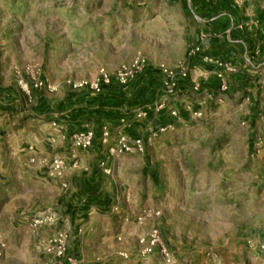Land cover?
I'll use <instances>...</instances> for the list:
<instances>
[{
  "label": "rangeland",
  "instance_id": "374dc122",
  "mask_svg": "<svg viewBox=\"0 0 264 264\" xmlns=\"http://www.w3.org/2000/svg\"><path fill=\"white\" fill-rule=\"evenodd\" d=\"M162 3L0 0V241L13 243L15 219L31 189H20L16 149L6 140L20 135L24 125L26 135L34 131L27 121L38 119L32 110L43 94H98L75 84L94 80L102 69L114 74L139 56L150 66L173 68L188 58L199 14L186 9L164 13ZM250 61L242 69L232 62L227 89H220L219 80L214 91L207 85L209 92L204 91L203 77L199 90L190 86L196 102L167 107L168 122L179 125L174 108L183 124L165 153L151 155L160 171L156 184L142 193L135 188L134 173L120 175L119 195L128 198L131 192L135 201L115 203L114 214L105 217L98 233L121 241L118 234L124 230L138 231V247L116 256L119 264H264L248 240L250 227L264 216V62ZM182 92L188 94L183 89L177 98ZM172 129L162 134H172ZM29 229L34 233L26 231L24 237L32 258L39 249L41 257L46 254L45 264L49 236L35 239L39 230L30 224ZM152 232L159 233L168 256L159 249L141 251L142 238ZM70 236L71 247V231Z\"/></svg>",
  "mask_w": 264,
  "mask_h": 264
},
{
  "label": "crops",
  "instance_id": "0c3cea01",
  "mask_svg": "<svg viewBox=\"0 0 264 264\" xmlns=\"http://www.w3.org/2000/svg\"><path fill=\"white\" fill-rule=\"evenodd\" d=\"M162 4L164 13H181L186 9L199 14L196 16L197 24L193 27L191 37L193 45L203 42L204 48L201 53L190 57L189 63L194 74L197 72L195 67H199L204 73V87L207 85L208 90L214 91L219 84L216 71L221 67L205 62L203 55L210 54L231 61L240 69L245 67L246 62H251V59L264 62V0H256L252 6L259 19V26L254 30L237 27L246 16L245 8L238 6L235 0H163ZM232 30L240 35L232 37ZM216 45L223 47L216 50ZM154 60L157 61V58ZM161 75L160 70L148 66L128 85L113 80L112 83L104 85L98 94L74 93L72 90L62 98L43 94L32 110L34 117L38 119L27 121L34 124L35 132L26 135L24 125L20 135L14 134L6 140L7 146L14 144L16 149L13 158L20 173L17 178L20 189H31L27 203L15 219L17 226H14V241L17 243L9 241L7 245L0 241V248L5 253L0 264H44L46 254L41 257L37 253L39 249H35L36 257L32 258V251L26 244L24 233L27 231L32 234L33 231L29 229L31 216L38 209L46 207L60 213L59 227L70 229L73 235L70 250L81 260V264H119L116 256L134 246V249L138 247L139 234L136 229L119 233L121 241L107 236V233H98H101L105 217L114 214L115 203L126 205L127 202L135 201L132 200L131 192L128 198L125 193L119 195L118 184L123 182L120 175L134 173L135 188L142 193L153 183L156 184L160 171L151 155L165 153L168 142L178 139V128L182 126L183 120L179 117V125H174L172 134H161L149 139L152 129L170 120L168 108L179 105L183 107L184 104L191 103V100L196 102L195 93H191V76L180 77L178 91L184 89L188 94L182 92L180 98H173L168 108L159 112L148 108L146 116L137 117V109L148 106L158 97ZM208 75L209 80L206 78ZM243 86L245 87L244 83ZM207 88L204 91H208ZM122 118L130 122L123 127L125 133L131 137L146 138V152L111 151L117 138V126L121 124ZM106 124L111 127L108 143H104L101 137L102 127ZM89 127L96 131L94 144L87 149L73 146L69 135ZM55 154L64 155L68 161L62 176H55L50 172V162ZM129 187L131 188L130 185ZM55 229L56 227L42 228L37 232L39 235L35 232L34 238L40 235L49 236ZM263 239L264 216H260L250 227L248 240L253 254L262 258L264 250L260 243Z\"/></svg>",
  "mask_w": 264,
  "mask_h": 264
},
{
  "label": "built area",
  "instance_id": "2783aa9c",
  "mask_svg": "<svg viewBox=\"0 0 264 264\" xmlns=\"http://www.w3.org/2000/svg\"><path fill=\"white\" fill-rule=\"evenodd\" d=\"M255 2L256 0H235V3L238 6L245 8L244 11L246 16L245 19L238 23V28L242 30H254V28L259 26V19L252 9V6ZM203 48V42L193 45L188 52V59L176 66V68L164 65L159 67L155 66V68L160 70L162 76L164 77L162 81V88L159 90V95L155 101L150 103L148 106L136 110L137 117L146 116L148 114V108L159 112L169 107L170 101L173 98H176L179 94L178 88L180 77L189 78L191 76L192 88L194 90H199L201 88V78L204 76V73H202L199 67H195L194 69H196L197 72L194 74L190 66L189 59L190 57L201 53ZM203 60L205 62L215 63L221 67V69L216 71V75L220 80V89H227L228 82L226 79V74L234 71L232 62L223 60L210 54L203 55ZM150 65L151 64L147 58L139 56L135 61H133V63L122 66L114 74L102 69L94 80H82L75 84V87L80 90L89 89L92 91L101 92L104 85L110 84L113 79L122 85H128L139 72H142ZM192 74H194V76H192ZM172 109V116L175 117L174 119H179L177 110L174 108ZM129 123V120L126 118L121 119V124L117 126L116 141L114 145L111 146L112 152H146L147 143L144 136L131 137L124 132L123 127ZM173 126V122H168L166 124L160 125L158 128L152 129L149 139L155 138L165 131L172 129ZM95 137L96 131L92 127H89L86 130H76L72 132L69 135V140L73 146L87 149L94 144ZM101 137L104 143H108L110 141L111 127L109 125L106 124L102 127ZM67 164L68 161L64 155L55 154L50 162V172L55 176H62ZM142 219L143 215H140L138 220ZM60 220V213L52 209H45L35 212L30 218L29 224L35 231L45 227H56L55 231L45 240L46 252L50 253V257L47 259L45 264H81V260L70 250V231L64 227L58 226ZM141 243H143L141 251L144 253H152L156 249H159L163 255H169L168 249L166 245L162 243L158 232H152L149 234L148 238H142ZM260 247L262 250H264V239L261 241ZM3 257L4 250L0 248V262L2 261Z\"/></svg>",
  "mask_w": 264,
  "mask_h": 264
},
{
  "label": "trees",
  "instance_id": "16d2710c",
  "mask_svg": "<svg viewBox=\"0 0 264 264\" xmlns=\"http://www.w3.org/2000/svg\"><path fill=\"white\" fill-rule=\"evenodd\" d=\"M240 34L239 33H233V30H232V37H237V36H239ZM223 46H221V45H216V50H221V48H222ZM9 90V88H5V91L7 92ZM10 92H8V94H9Z\"/></svg>",
  "mask_w": 264,
  "mask_h": 264
}]
</instances>
